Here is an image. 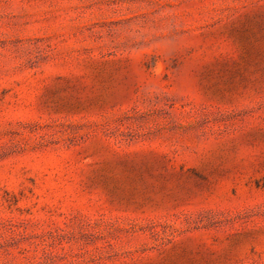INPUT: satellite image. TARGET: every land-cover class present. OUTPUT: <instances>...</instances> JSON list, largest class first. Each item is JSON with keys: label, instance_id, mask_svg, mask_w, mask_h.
I'll return each mask as SVG.
<instances>
[{"label": "rangeland", "instance_id": "rangeland-1", "mask_svg": "<svg viewBox=\"0 0 264 264\" xmlns=\"http://www.w3.org/2000/svg\"><path fill=\"white\" fill-rule=\"evenodd\" d=\"M0 264H264V0H0Z\"/></svg>", "mask_w": 264, "mask_h": 264}]
</instances>
